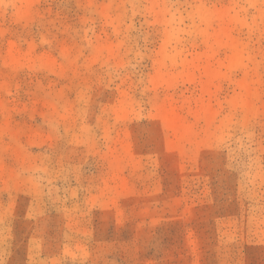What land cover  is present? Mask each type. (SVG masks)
Returning <instances> with one entry per match:
<instances>
[{
    "label": "rangeland",
    "instance_id": "1",
    "mask_svg": "<svg viewBox=\"0 0 264 264\" xmlns=\"http://www.w3.org/2000/svg\"><path fill=\"white\" fill-rule=\"evenodd\" d=\"M0 264H264V0H0Z\"/></svg>",
    "mask_w": 264,
    "mask_h": 264
}]
</instances>
